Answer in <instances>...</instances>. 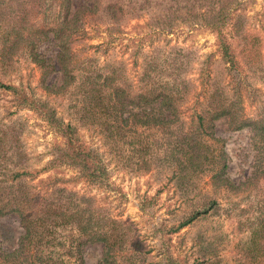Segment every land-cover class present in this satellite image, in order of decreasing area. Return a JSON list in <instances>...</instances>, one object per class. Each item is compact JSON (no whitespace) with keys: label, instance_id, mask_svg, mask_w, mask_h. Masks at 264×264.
<instances>
[{"label":"rangeland","instance_id":"374dc122","mask_svg":"<svg viewBox=\"0 0 264 264\" xmlns=\"http://www.w3.org/2000/svg\"><path fill=\"white\" fill-rule=\"evenodd\" d=\"M88 5L86 0H70V12ZM122 9L124 14L116 23L104 17L86 18L82 37H77L71 47L72 54L79 64L88 62L94 69L114 66L121 70L130 93L142 91L145 84L140 75L149 64L157 69L148 72L153 83L183 81L180 124L165 130L137 127L115 143L97 127L79 124L68 105L70 88L53 92L60 85L61 76L53 61L55 47L47 38L37 49L44 59L52 61L51 72L43 82L40 83L37 67L21 54L11 63L0 64V82L21 85L34 98L47 101L57 119L70 122L76 141L101 159L107 181L90 182L80 177L75 168L53 163V147L62 144V137L31 110L15 106L10 94L0 90V125L18 134L22 149L18 165L8 163V169L24 168L28 174L21 177L23 184L43 202L55 200L59 192L60 198L73 194L72 200H89L93 216L115 221L120 242L112 252L113 264H166V259L177 264H264V251L257 253L249 245L264 199V180L259 176L261 152L252 146L247 129L232 130L230 120L224 116L212 120L211 138L203 137V142L209 145L212 156L218 155L219 150L223 153L226 168L219 181L211 177L218 168L217 158L205 162L197 174L182 176L165 143L166 135L176 127L184 133L191 129L194 114L208 109L211 93L216 89L223 104L238 99L241 118L264 115V0H236L230 10V16L239 15L243 23L240 37L232 35L229 26L222 30L231 46L233 67L223 63L216 33L199 24L200 20L191 22L186 13L177 14L173 15L171 27L166 28L159 7L147 5L135 17L134 12L132 16L125 13L127 7ZM244 28L247 34L261 40V62L244 59V46L240 45ZM49 85L51 88L45 89ZM133 137L136 146L131 150L128 141ZM140 140L146 144L145 152L139 149ZM209 201L215 202L212 210L177 228ZM23 233L15 215L0 216V250L15 249ZM55 235L41 244L44 257L54 251V264H75L79 259L83 264H104L100 243H84L71 250L68 232ZM9 237L11 243L7 241Z\"/></svg>","mask_w":264,"mask_h":264},{"label":"trees","instance_id":"16d2710c","mask_svg":"<svg viewBox=\"0 0 264 264\" xmlns=\"http://www.w3.org/2000/svg\"><path fill=\"white\" fill-rule=\"evenodd\" d=\"M86 1L89 2L88 6L70 12V0H0V64L11 63L14 57L24 55L37 67L40 83L43 82L51 72L52 61L49 58L44 59L37 49L40 43L49 38L55 47L53 61L61 76V83L53 92L59 93L70 88L68 105L72 110V118L81 125L97 127L114 143L126 138L127 132L137 127L165 130L175 123L180 124L179 100L185 83H178L176 79L170 83H153L148 72L157 69L156 65L149 64L142 69L140 79L145 85L151 82L150 85L147 89L142 85V91L130 93V87L123 81L121 70H116L114 66L99 70L90 67L88 62L79 64L71 47L77 37H82L81 27L86 18L99 20L104 17L114 22L124 14L123 7H127L125 13L130 15L134 12L135 17L150 5L160 8L165 27L168 28L175 20L173 15L177 17V14L186 13L191 22L200 20L199 24L216 33L223 63L229 67L235 64L231 46L222 30L229 26L232 35L241 36V17L230 16L236 0ZM244 32V36L240 38V45L244 46V59L251 63L261 62V40L255 35L247 34L245 28ZM262 66L264 78V64ZM49 88L51 85L45 89ZM0 90L10 94L15 106L31 110L62 137V144L53 147V163L75 168L80 177L90 182L106 183V170L99 156L76 141L75 129L70 122L63 123L57 119L54 109L47 101L34 98L21 85L11 86L0 82ZM220 96L218 89L211 93L212 100L208 101V109L194 114L189 131L184 133L176 127L172 134L166 135L169 157L182 176L188 173L197 174L205 162L217 158L215 165L218 168L211 177L217 181L222 180L226 168L223 164V153L219 150L218 155L212 156L209 145L203 142V137L211 138L212 120L224 116L230 120L228 124L230 123L232 130L247 129L251 134L252 146L261 152L259 176L264 180V115L241 118L237 112L238 99L226 105L218 99ZM138 138L142 139L141 136ZM128 144L132 150L136 146L135 137ZM140 148L145 152L146 144L141 140ZM21 152L18 134L10 127L0 125V216L15 215L24 231L15 249L0 250V264H54V251L51 256L44 257L41 244L50 240L49 238H56L55 232L59 231L70 234L67 242L71 250L78 249L84 243H100L103 247L101 261L104 264H113L112 252L120 242V236L115 234L116 222L99 215L93 216L94 210L90 211L89 200L83 197H79V201L72 200L73 194H65L64 198H60L62 192H59L55 200H40L23 184L21 177L28 174L24 168L8 169V163L17 164ZM164 155L168 158L165 152ZM214 206L215 202L209 201L206 206L194 210L177 228L205 215ZM0 240L3 239L0 237ZM7 241L11 243L12 237ZM57 245L60 246L61 243ZM249 245L257 253L264 251V199L259 206L256 227L250 234ZM165 263L177 264L173 259H166ZM75 264L83 263L79 259Z\"/></svg>","mask_w":264,"mask_h":264}]
</instances>
